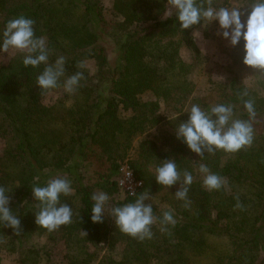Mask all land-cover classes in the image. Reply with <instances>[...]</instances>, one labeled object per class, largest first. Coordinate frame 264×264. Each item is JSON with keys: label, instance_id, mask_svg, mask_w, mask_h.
Instances as JSON below:
<instances>
[{"label": "trees", "instance_id": "trees-1", "mask_svg": "<svg viewBox=\"0 0 264 264\" xmlns=\"http://www.w3.org/2000/svg\"><path fill=\"white\" fill-rule=\"evenodd\" d=\"M212 2L233 8L248 7L254 0ZM108 3L0 0V32L14 18L32 19L35 35L46 40L49 63L65 58L60 86L48 91L36 85L45 66L26 68L24 54L0 65V135L5 141L0 187L8 190L9 207L21 222L18 235L0 226V261L5 253L16 255L17 264H49L59 238L68 252L64 264H191L210 250L208 238L217 237L226 248L214 254L215 264H264L259 261L264 249V74L242 63L241 41L228 48L227 76L217 80L208 74L203 93L196 94L191 73L201 53L193 31L202 25L180 29L168 0ZM119 34L125 39L116 44L111 60L103 41ZM183 47L191 52L190 62L180 55ZM77 72L83 73L79 88L66 93L63 80ZM147 90L154 98L140 99ZM47 92L57 93L51 105L41 101ZM248 99L256 113L251 146L232 154L205 152L201 158L176 138L175 127L187 120L193 104L230 103L236 117L247 120L243 102ZM165 159L175 160L181 175H193L187 207L175 198L178 184L169 188L155 180V169ZM124 160L142 181L133 196L117 186ZM201 164L224 178L227 188L206 190ZM57 177L71 181L73 193L60 202L71 206L73 217L69 225L48 232L35 224L39 204L32 187ZM98 192L108 194L111 207L147 195L145 203H151L157 217L152 238L141 241L121 233L107 215L103 223H93L91 197ZM167 211L176 223L161 232L159 220ZM33 237L44 240L31 243ZM118 242L123 250L115 259Z\"/></svg>", "mask_w": 264, "mask_h": 264}, {"label": "clouds", "instance_id": "clouds-1", "mask_svg": "<svg viewBox=\"0 0 264 264\" xmlns=\"http://www.w3.org/2000/svg\"><path fill=\"white\" fill-rule=\"evenodd\" d=\"M176 11V22L183 31L198 24L205 28L213 23L217 25V35L228 42L231 47H237L243 41L242 63L264 74V0H254L248 7H215L212 0L207 3L197 0H168ZM34 21L20 16L8 21L0 32V53L9 49L24 54L23 65L38 68L44 65L43 71L36 78V85L42 91H48L60 86L61 78L65 75V58L58 57L54 63H49V51L45 38L37 37L34 32ZM197 39H202L200 32H195ZM81 68L85 67L83 64ZM83 73L77 72L63 80L66 93L74 94L80 86ZM246 95V93H245ZM249 119H239L230 103H218L202 108L193 104L186 121L175 127V136L187 148L199 157L205 152L213 153L222 150L225 153H236L251 146L253 142L252 120L255 117L254 103L251 99L243 102ZM199 172L203 177V187L208 191H219L227 188V181L211 173L208 167L201 164ZM155 180L160 186L171 187L179 185L175 198L184 201L187 207L189 187L193 175L177 168L173 159L161 160L155 169ZM131 175V174H130ZM73 193L71 181L57 177L45 186L34 185L32 196L39 204L35 213V224L48 232H53L72 222L73 210L68 204L60 202L61 196ZM10 194L7 189L0 187V226L10 228L15 234L20 231V219L10 209ZM94 204L91 208L90 219L93 223H103L105 216L112 218L116 229L130 237L151 239L152 226L157 222L147 195H140L134 202L118 207H109V196L98 192L91 197ZM236 207H240L237 203ZM160 231L167 232L169 226L174 227L176 220L171 211L164 212L159 220Z\"/></svg>", "mask_w": 264, "mask_h": 264}, {"label": "rangeland", "instance_id": "rangeland-1", "mask_svg": "<svg viewBox=\"0 0 264 264\" xmlns=\"http://www.w3.org/2000/svg\"><path fill=\"white\" fill-rule=\"evenodd\" d=\"M110 0H104L105 4L108 5ZM217 25H209L208 28L205 25L198 27L193 31L194 39L196 41V45L201 53L200 62H197L192 73L191 79L195 83V93L201 94L203 93L204 88L206 87L207 75L211 74V77L214 79H223L227 76V65L229 63V59L227 56L228 48L231 46L228 44L226 40L221 39L217 35ZM195 32H200L202 39H197V34ZM124 36H115L113 39H109L108 41H103V44L107 47L108 55L111 60L115 58V48L116 44L122 43L124 41ZM19 54H23L17 50L9 49L7 53H0V65L7 64L11 59L16 57ZM181 57L190 62L192 59V55L189 49L183 47L180 50ZM91 70H93V66L91 65ZM248 78H245V83L248 84ZM57 97V93L55 92H47L41 99L42 103L45 105H51ZM140 99L148 100L154 98L153 94L150 91H145L139 95ZM5 149V141L0 135V156L3 154ZM126 161V160H124ZM119 195V196H118ZM116 195V198H120L123 194ZM111 205L109 199V207ZM44 240L43 237H33L31 243H41ZM57 245L50 257L49 264H64L66 261L65 253L68 254L65 249V245L63 240L57 238ZM208 243L211 245L210 250L205 251L202 255L196 256L191 264H215L214 263V254L217 251H223L226 248V244L223 238L217 237H209ZM92 250V247L88 248ZM123 250V242H118L115 245V249L113 251V256L115 259H120ZM105 251V248L101 250V254ZM74 254H78L79 250H73ZM16 255L9 254H1L0 264H17ZM172 259L177 260L178 256L173 255ZM259 261H264V249L260 253Z\"/></svg>", "mask_w": 264, "mask_h": 264}, {"label": "built area", "instance_id": "built-area-1", "mask_svg": "<svg viewBox=\"0 0 264 264\" xmlns=\"http://www.w3.org/2000/svg\"><path fill=\"white\" fill-rule=\"evenodd\" d=\"M116 182L119 189L130 196L135 195L142 186V181L135 176L127 160L119 165Z\"/></svg>", "mask_w": 264, "mask_h": 264}]
</instances>
